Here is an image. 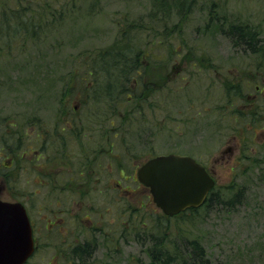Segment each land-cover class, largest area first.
<instances>
[{"label": "rangeland", "instance_id": "rangeland-1", "mask_svg": "<svg viewBox=\"0 0 264 264\" xmlns=\"http://www.w3.org/2000/svg\"><path fill=\"white\" fill-rule=\"evenodd\" d=\"M34 1L45 20L37 38L15 48L0 41V199L20 200L30 208L39 251L26 264H82L75 254L57 253L58 238L53 249L47 248L46 220L61 207L54 204L60 194H48L45 175L47 169H56L62 179L70 171L88 170L90 160L102 176L108 171L114 187L129 191L121 195L136 210L141 226L125 235L118 226L110 254L85 255L84 264H151L154 218L158 237L165 229V243L173 252L197 239L214 264H264V149L259 148L264 144V54L231 42L220 28L224 19L242 22L264 46V0ZM11 3L0 0L2 8H18ZM213 11L218 19H211ZM112 46L126 47L143 64L150 98L137 105L134 114L123 116V104L105 101L101 92L98 98L87 96H92L93 86L82 78L92 79L88 67L103 53L116 52ZM129 86L135 90V84ZM85 101L94 106L85 107ZM115 110L127 120L125 130L118 125L120 119L110 115ZM250 118L258 125L255 132L253 123L246 129L242 124ZM73 121L94 129L85 130L80 142L62 144V154L55 159L51 155L56 162L48 164L46 156L36 160V141L45 129ZM108 128H113L112 135L119 132L111 142L106 140ZM4 140L8 152L1 147ZM170 153L192 156L206 166L216 179L215 200L227 202L244 186L243 204L221 202L162 219L136 171L150 158ZM93 190L89 201H100L97 207L102 210L101 195ZM66 197L64 201L62 195L64 207L74 206L76 196ZM114 211L116 218L121 215V203H115ZM83 224H88L86 218Z\"/></svg>", "mask_w": 264, "mask_h": 264}, {"label": "trees", "instance_id": "trees-1", "mask_svg": "<svg viewBox=\"0 0 264 264\" xmlns=\"http://www.w3.org/2000/svg\"><path fill=\"white\" fill-rule=\"evenodd\" d=\"M16 2V5L18 6L17 9L10 11L9 9L2 8L0 5V41H4L6 43V46L9 45L10 47L15 48V46H22L26 43V41L30 39H36L39 35V32H42L41 30H38V27L41 26L42 22L45 23L43 20V11L39 10L37 11L39 7V3H36L34 0H24L26 1L23 3V0H12ZM37 4V5H36ZM36 12L38 16L36 15ZM55 13V11H54ZM215 12L210 13L211 19H218L216 16H214ZM220 28L222 30V34H224L226 37L230 39V41L233 43H236L237 45L242 46L245 49L250 50L251 52H258L262 55L264 54V46H262V41L257 36V33L255 31H252L249 26H244L242 22H227V19H224V22L221 23ZM44 35L45 32L43 31ZM8 36V40L6 39V35ZM7 40V42H6ZM8 47V46H7ZM116 50V46H112ZM103 53V52H101ZM138 61V62H137ZM139 59L137 60L134 58L129 52L128 49L119 48V50L113 51V53H103L102 56H99L96 61H93L91 65L87 69L88 76H91L92 79L88 80L86 75L83 76V81L87 83V86H93V92L92 96H90L91 93H88V99L90 97L98 98V92H101L99 96L100 98H103L105 101L113 102L116 104L122 103L123 106L121 108H124V115L127 113L135 111L137 109V105H141L143 103H146L150 97H146L149 93L148 87H145L143 82V75H142V68L143 64L140 65ZM141 67V69H140ZM261 72L264 73L262 70ZM133 83L136 85L135 90L132 91L130 89V84ZM97 85L100 86L99 89H97ZM96 86V87H95ZM89 87H87L88 89ZM90 88L88 89V91ZM236 96L237 94H233V96ZM240 95V94H239ZM237 95V96H239ZM240 97V96H239ZM90 103V104H89ZM89 105L94 104L89 101L84 102L85 107H89ZM133 105V108L131 109ZM116 106V105H115ZM121 106V105H120ZM119 107V106H118ZM120 108V107H119ZM67 111V108H64ZM63 109V110H64ZM134 114V113H133ZM253 114V112H252ZM113 118H119V124L120 127L126 124L125 120H121L122 117L119 116V111L115 110L112 114ZM250 116L255 115H248V118ZM127 117V116H126ZM239 117H236L235 120H238ZM61 120V119H60ZM122 121V122H121ZM74 124H79L75 121H73ZM249 123H253L254 128L252 129L254 132L257 129L256 120H251V118L248 121H243L242 124L246 129V125ZM110 126H114L116 123L112 121V118L109 120ZM60 125V124H58ZM87 126H91V124L88 123ZM123 130H125V126H123ZM87 127L78 125V127L67 129V133L69 132V135L66 138H71L72 140L81 141L84 137L83 135H86L84 133L85 130H93L94 128L86 129ZM113 129V128H108ZM101 130V129H100ZM114 133V135L111 134V131L109 130L106 137V140L108 142H111V136L116 137L117 136ZM82 136V137H81ZM85 138V137H84ZM70 140V139H69ZM84 140V139H83ZM44 139L43 137L38 139L36 141V145H40V156L44 155ZM7 141H1V147L6 149L7 147ZM110 146L113 144L110 143ZM264 149V144H261L259 148ZM2 150V149H1ZM5 152H8L7 149ZM16 153V152H15ZM18 160H22L23 154L17 156ZM15 161V157L13 158ZM37 160V158H36ZM4 173H2V176ZM214 190V189H213ZM213 190L208 196L207 201L203 206H213L218 205L222 202L220 198H217L215 200L214 192ZM247 190H244V186H239L237 188V191L226 201L222 202L224 205L229 204L230 206H234L236 204H243V201L245 200ZM197 209H190L189 212H195ZM131 213H134V210H132ZM162 219L167 220L169 217H165L164 215L161 216ZM157 218H154V228L153 232L156 235H153V243L154 248L153 250H149V259L151 264H214L213 260L209 255L207 254L204 247L201 245V243L196 240H190L187 243L183 244L182 249L175 250L174 252L169 249V246L165 243V238L167 235V232L165 229H161V237L159 238L158 235L160 233ZM141 224V219H140ZM142 229V227H141ZM155 230V231H154ZM139 232V231H138ZM140 233V232H139ZM136 237H137V233ZM167 239V238H166ZM177 253V254H176ZM90 255V254H89Z\"/></svg>", "mask_w": 264, "mask_h": 264}, {"label": "flooded vegetation", "instance_id": "flooded-vegetation-1", "mask_svg": "<svg viewBox=\"0 0 264 264\" xmlns=\"http://www.w3.org/2000/svg\"><path fill=\"white\" fill-rule=\"evenodd\" d=\"M262 75H264L263 72ZM50 126L51 125H49L48 127ZM75 127H78V125L72 122H68L65 123L61 128L56 127L58 129L55 128L53 131L50 128L45 129L44 136L41 135V138L43 137L44 139V155L47 157L46 162L48 164L51 161L56 162L51 158L52 154H54L55 159L62 154V150H65V148L62 149V144L74 141L71 138H69L70 140L68 139L69 141H65L66 138L64 139V136H66L67 134L66 128L72 129ZM61 139H63L62 143ZM39 156L40 154L38 152L35 157L39 158ZM92 163L93 161L90 160L87 167L88 170H83L82 168H80L79 170L70 171L65 174L62 179L59 178V174H57L56 169L51 173L50 170L47 169V173L45 175L47 179V192L52 196L55 192L60 194L58 198H55L54 204L58 207H61H57L59 211L58 213H56L55 211V215L54 212L51 213L54 218L46 220V232L44 236L48 245L47 248L53 249L54 241H57L58 238L57 244L59 246V250L57 253L75 254V258L82 261V264H84L83 260L85 258L83 259V256L85 255L90 256L89 254H110V252L112 251L111 244L117 242L113 239V237L116 231L115 228H117L118 226H121L123 235H125L126 233L128 234L129 232L131 234L132 232L136 231V229H140L141 226L138 217L135 216L136 210L132 209L134 210V213H131L132 210L130 203L126 202V200L121 195L122 192L129 191L125 188L114 187V185L111 184L113 178L108 173V171H106V174L104 175L107 177V179L104 180L105 177L102 176L101 172L92 168ZM73 166H71V168ZM119 173L121 178H124L126 180V178L123 176V169H120ZM0 179H3L1 172ZM119 184L120 183H118V185ZM94 186L97 187L94 189ZM92 190L96 193V195H101L102 207L100 208L102 210L98 208V204L100 203V201H89L91 199L88 197V195L92 192ZM65 193H71L72 195L76 196V199L72 201V204L74 206H69L66 208L64 207L65 202H63L62 195L64 197V201L66 199L69 200L68 197L65 198ZM115 193L117 194V196L114 197ZM110 195L112 196V198ZM13 203H22L26 209L33 230V239L35 245L34 254H37L39 251V239L35 234V228L31 219L30 208L28 207L27 203L25 204L20 200L13 201ZM115 203H121L122 206V213L117 218L115 213L116 210L114 211ZM74 208L77 212L75 211L76 213L71 214L70 211H73L71 209ZM126 212H130L127 217L124 216ZM64 213L67 214L69 218L65 217ZM58 214L59 218H55ZM92 214L96 216L94 220L93 218H88V216L91 217ZM60 215H63L64 217ZM111 216L115 218L110 219ZM83 218L87 219V225L83 224Z\"/></svg>", "mask_w": 264, "mask_h": 264}, {"label": "water", "instance_id": "water-1", "mask_svg": "<svg viewBox=\"0 0 264 264\" xmlns=\"http://www.w3.org/2000/svg\"><path fill=\"white\" fill-rule=\"evenodd\" d=\"M137 178L169 217L202 206L216 184L204 166L179 154L147 160L138 169ZM33 253V232L24 206L0 199V264H26Z\"/></svg>", "mask_w": 264, "mask_h": 264}]
</instances>
